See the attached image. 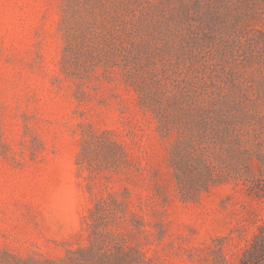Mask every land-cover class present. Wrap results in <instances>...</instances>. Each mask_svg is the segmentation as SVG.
<instances>
[{
    "label": "rangeland",
    "instance_id": "obj_1",
    "mask_svg": "<svg viewBox=\"0 0 264 264\" xmlns=\"http://www.w3.org/2000/svg\"><path fill=\"white\" fill-rule=\"evenodd\" d=\"M264 0H0V264H264Z\"/></svg>",
    "mask_w": 264,
    "mask_h": 264
},
{
    "label": "trees",
    "instance_id": "obj_2",
    "mask_svg": "<svg viewBox=\"0 0 264 264\" xmlns=\"http://www.w3.org/2000/svg\"><path fill=\"white\" fill-rule=\"evenodd\" d=\"M262 241H264V239L263 240H258V241L255 242L253 250H252V252L250 253V255L248 257V259L251 262L257 260V258L261 255L260 247L262 246V244H261Z\"/></svg>",
    "mask_w": 264,
    "mask_h": 264
}]
</instances>
